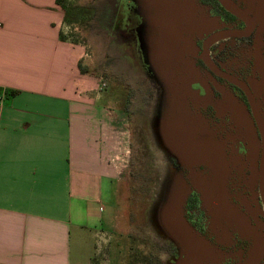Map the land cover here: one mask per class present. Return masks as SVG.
<instances>
[{
	"label": "flooded vegetation",
	"instance_id": "obj_1",
	"mask_svg": "<svg viewBox=\"0 0 264 264\" xmlns=\"http://www.w3.org/2000/svg\"><path fill=\"white\" fill-rule=\"evenodd\" d=\"M231 1L245 17L219 0H99L103 15L92 28L97 40L132 63L150 61L151 26L166 5H182L193 18L209 21L206 31L185 33L177 45L184 59L177 58L176 74L187 76L188 94L166 112L159 100L148 103L151 150L154 156L160 151L175 174L160 162L147 164L142 185L151 198L135 223L146 229L139 232L142 242L136 235L144 246H136L132 264H264V22L244 0ZM179 122L189 132L188 148L216 144L220 171L178 148ZM179 194L183 219L214 257L202 259L198 249L176 243L168 227L158 231L159 221L177 211Z\"/></svg>",
	"mask_w": 264,
	"mask_h": 264
},
{
	"label": "crops",
	"instance_id": "obj_2",
	"mask_svg": "<svg viewBox=\"0 0 264 264\" xmlns=\"http://www.w3.org/2000/svg\"><path fill=\"white\" fill-rule=\"evenodd\" d=\"M64 15L57 0H0V264H81L122 181Z\"/></svg>",
	"mask_w": 264,
	"mask_h": 264
},
{
	"label": "rangeland",
	"instance_id": "obj_3",
	"mask_svg": "<svg viewBox=\"0 0 264 264\" xmlns=\"http://www.w3.org/2000/svg\"><path fill=\"white\" fill-rule=\"evenodd\" d=\"M69 3L92 5L97 9L96 17L88 26L66 25L65 36L70 42L86 48L87 56L82 62L88 70L85 77L96 83L95 93L101 94L99 103L104 105L113 140L109 147V162L122 180L111 188L115 189L114 193L109 194L112 190L107 192L102 221L95 225L93 232L98 235H91L92 238L90 236L83 245H77L81 251L77 260L81 264H132L136 246H144L139 243L143 235L139 232L146 229L135 223L138 221L136 214H142L140 209L145 208L146 200L151 198L142 185L149 171L147 164L151 166L160 162L164 172L175 174L172 167L162 163L165 160L160 151L154 156L148 134V103L160 101L165 89L163 83L151 77L146 63L119 59L116 57L119 53L117 47H108L97 40L92 28L103 15L99 0H69ZM136 235L140 237L139 242Z\"/></svg>",
	"mask_w": 264,
	"mask_h": 264
},
{
	"label": "water",
	"instance_id": "obj_4",
	"mask_svg": "<svg viewBox=\"0 0 264 264\" xmlns=\"http://www.w3.org/2000/svg\"><path fill=\"white\" fill-rule=\"evenodd\" d=\"M219 1L233 14L242 18L245 17L246 13L241 11L233 1ZM244 1L256 11L257 19L260 22H264V0ZM186 8L187 7L182 5H166L162 15L154 19L152 23L151 29L156 35L150 37L146 44V48L151 54L150 61H146V64L150 67L149 72H151V77L164 85L163 88L165 91L160 100V107L164 112L169 111L168 109L170 108H174L175 105L182 102L181 98L188 94V86L186 83L187 76H185V74H176L175 66L178 62L177 58L183 54L177 50L179 39H181L182 35L185 33L201 34V32L206 31L209 23L207 19L202 17L196 19L193 18V15L187 12ZM187 44V47H189L190 43L188 38ZM181 63L188 64L187 61H182ZM184 129L183 124L178 127V130H181L177 134V141L175 143L178 148L180 147L179 149L184 153L187 151L194 152L195 156H197L198 162L207 163L216 171H220L221 163L219 149L216 144L202 141L197 144L196 149H190L188 148L189 132H184ZM182 197L183 196L180 197L179 205H177V211L174 210V212L169 213L165 220L159 221L158 225H161V228L158 229V231H163V226L168 227L172 232V239L176 243L185 247H192L196 250L198 249L199 251L196 253H198L199 257H202V259L206 256H210L211 253L212 257H214V249L210 248V246L197 233H195L183 219L181 215ZM177 198L178 197L176 196V199Z\"/></svg>",
	"mask_w": 264,
	"mask_h": 264
},
{
	"label": "trees",
	"instance_id": "obj_5",
	"mask_svg": "<svg viewBox=\"0 0 264 264\" xmlns=\"http://www.w3.org/2000/svg\"><path fill=\"white\" fill-rule=\"evenodd\" d=\"M57 4L63 9L65 26H73L79 24L88 26L96 17L97 9L94 6H76L69 3V0H57ZM62 41L68 40L67 36L61 33ZM77 44L76 42H74Z\"/></svg>",
	"mask_w": 264,
	"mask_h": 264
},
{
	"label": "built area",
	"instance_id": "obj_6",
	"mask_svg": "<svg viewBox=\"0 0 264 264\" xmlns=\"http://www.w3.org/2000/svg\"><path fill=\"white\" fill-rule=\"evenodd\" d=\"M112 162H113V160H112Z\"/></svg>",
	"mask_w": 264,
	"mask_h": 264
},
{
	"label": "bare ground",
	"instance_id": "obj_7",
	"mask_svg": "<svg viewBox=\"0 0 264 264\" xmlns=\"http://www.w3.org/2000/svg\"><path fill=\"white\" fill-rule=\"evenodd\" d=\"M198 18V17H197Z\"/></svg>",
	"mask_w": 264,
	"mask_h": 264
}]
</instances>
